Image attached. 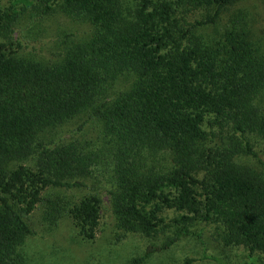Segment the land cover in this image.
<instances>
[{
  "label": "trees",
  "instance_id": "trees-1",
  "mask_svg": "<svg viewBox=\"0 0 264 264\" xmlns=\"http://www.w3.org/2000/svg\"><path fill=\"white\" fill-rule=\"evenodd\" d=\"M9 1L0 9V264L21 262L41 191L84 187L99 158L118 229L151 237L170 226L166 248L202 223L244 260L202 259L264 264V43L240 11L223 19L242 0ZM30 1L40 15L55 5L85 21L89 36L56 60L26 58L7 35ZM127 77L126 90L109 94ZM80 115L100 123L101 156L57 137ZM162 208L177 213L169 223ZM63 212L93 238L97 196Z\"/></svg>",
  "mask_w": 264,
  "mask_h": 264
},
{
  "label": "rangeland",
  "instance_id": "rangeland-1",
  "mask_svg": "<svg viewBox=\"0 0 264 264\" xmlns=\"http://www.w3.org/2000/svg\"><path fill=\"white\" fill-rule=\"evenodd\" d=\"M30 2L16 16L12 32L7 35L10 40L18 39L22 43L19 52L26 58L56 60L72 43L89 36L90 26L85 21L65 16L55 5L47 14L40 15L36 1ZM9 3V0H0V9L7 8ZM238 11L243 13L254 41L264 43V0H242L229 8L223 19H230ZM129 86V77L118 78L109 94L114 95ZM56 132L60 141L79 143L82 150L99 156L108 147L100 123L86 115L67 121ZM96 161L90 176L83 179L84 187L69 191L45 188L41 191L42 201L35 205L27 221L36 235L25 237L18 245L19 264H217L202 259L203 255L230 263L244 260L239 250L223 246L213 226L202 223L190 225L192 235L182 237L166 248L163 246L172 235L170 226L151 237L118 229L108 204V182L105 187L99 175L104 160L99 158ZM87 195H95L100 201L99 225L92 239L83 238L63 212L75 199ZM47 200L56 202L46 204ZM176 214L172 209L160 210L163 223H169ZM149 246L156 247V250L139 260Z\"/></svg>",
  "mask_w": 264,
  "mask_h": 264
}]
</instances>
